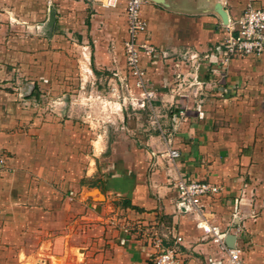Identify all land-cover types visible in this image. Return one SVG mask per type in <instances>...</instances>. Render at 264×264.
Returning <instances> with one entry per match:
<instances>
[{"label":"crops","instance_id":"crops-1","mask_svg":"<svg viewBox=\"0 0 264 264\" xmlns=\"http://www.w3.org/2000/svg\"><path fill=\"white\" fill-rule=\"evenodd\" d=\"M216 1L141 6L146 29L138 40L155 50L141 52L140 64L153 95L143 108L124 110L106 151L104 145L82 146L93 143L90 135L83 140L55 120L28 125L13 92L0 91L5 264H151L153 239L166 247L176 236L185 264H224V252L200 221L223 240L233 235L245 264H264V52L233 58L225 68L213 52L198 66L201 86L178 96L171 92L176 59L189 50L209 52L223 37ZM220 1L230 19L239 16L244 0ZM35 2L5 0V16L22 21L5 28L23 30L27 7ZM256 5L264 8V0ZM117 7L111 12L121 16L122 38L114 40L108 31L101 38L102 65L115 59L109 44L122 46L116 57L125 64V0ZM20 49L23 38H5V63ZM191 71L183 69L186 76ZM168 148L177 149L176 160L167 157ZM178 177L216 187L202 198L200 215L178 207Z\"/></svg>","mask_w":264,"mask_h":264},{"label":"rangeland","instance_id":"rangeland-1","mask_svg":"<svg viewBox=\"0 0 264 264\" xmlns=\"http://www.w3.org/2000/svg\"><path fill=\"white\" fill-rule=\"evenodd\" d=\"M84 1L41 0L38 7L36 0L35 6L27 7L30 14L24 16V29L18 30L5 28V23L22 21L5 16V0H0V91L4 96L5 91L13 92L15 101L27 111L28 125L55 120L63 130L71 129L83 140L90 135L93 143H80L82 146L99 150L104 145L106 151L111 145L107 138L113 137L125 119L124 110L128 114L133 111L128 103L134 93L133 80L126 64L116 57L122 52L121 45H108V53L115 56L112 63H98L105 50L100 42L106 32L114 35V40L122 38L121 16L111 12L118 7ZM50 11L54 14L52 25H48ZM72 11L78 14L69 17ZM18 37L25 40V49L5 63V38ZM3 217L5 207L0 206V219ZM0 264H5V238L1 237Z\"/></svg>","mask_w":264,"mask_h":264},{"label":"built area","instance_id":"built-area-1","mask_svg":"<svg viewBox=\"0 0 264 264\" xmlns=\"http://www.w3.org/2000/svg\"><path fill=\"white\" fill-rule=\"evenodd\" d=\"M103 7L113 8L117 6L120 0H99ZM151 0H125L127 38L123 43V53L125 64L130 77L133 79V86L137 94L133 93L129 98L130 106L134 108H143L152 97L153 93L146 87L144 80V70L140 64L141 52L149 54L155 50L145 42H139L138 34L146 29V23L140 16L141 6ZM258 0H244L243 7L239 16L235 19H228L226 24H222L223 37L209 52L200 54L195 50H189L180 55V58L174 62V82L171 88L172 95H182L187 93L194 86L202 85L197 75L199 64L207 59L213 52L219 58V65L227 67L233 58H242L245 56H260L264 52V8L256 5ZM222 2V1H221ZM224 2H222L223 4ZM224 5V4H223ZM229 17V16H228ZM184 68H191L189 81L183 72ZM118 110H122L118 106ZM167 157L176 160L179 152L175 148L167 149ZM3 167V159L0 158V172ZM173 187L177 193L178 207L195 212L200 215L202 198L211 192L216 191V187L207 182L185 181L178 177ZM206 232H211L213 241L224 252V264H245L242 258V250L236 244L228 246L223 237L214 228L205 227L203 221L198 222ZM181 237L176 236L170 246H162L161 239L155 238L152 241L157 249L151 264H185L183 257L177 251V244Z\"/></svg>","mask_w":264,"mask_h":264},{"label":"water","instance_id":"water-1","mask_svg":"<svg viewBox=\"0 0 264 264\" xmlns=\"http://www.w3.org/2000/svg\"><path fill=\"white\" fill-rule=\"evenodd\" d=\"M152 2H160V0H151ZM214 11L215 13L219 16L221 23L226 24L228 22V14L227 11L225 10L222 2L220 0H217L214 4ZM54 21V14L52 11L49 13V19H48V25H52V22ZM225 243L228 246H233L234 245V236L233 235H228L225 237Z\"/></svg>","mask_w":264,"mask_h":264}]
</instances>
